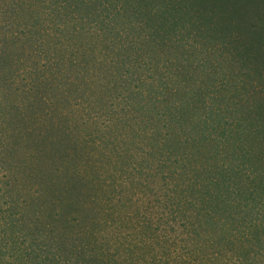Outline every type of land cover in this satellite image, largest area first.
<instances>
[{
	"label": "rangeland",
	"instance_id": "374dc122",
	"mask_svg": "<svg viewBox=\"0 0 264 264\" xmlns=\"http://www.w3.org/2000/svg\"><path fill=\"white\" fill-rule=\"evenodd\" d=\"M0 132L69 264H264V0H0Z\"/></svg>",
	"mask_w": 264,
	"mask_h": 264
},
{
	"label": "trees",
	"instance_id": "16d2710c",
	"mask_svg": "<svg viewBox=\"0 0 264 264\" xmlns=\"http://www.w3.org/2000/svg\"><path fill=\"white\" fill-rule=\"evenodd\" d=\"M131 91V98L142 96L139 89ZM2 169L0 168V183L6 185L2 179L7 178V174ZM7 193L8 190L4 191L0 186V264H69L61 254L55 255L45 244H35L32 238L29 239L28 233H24L22 226H19L16 216L20 215V212L15 209L17 205L11 193ZM40 233L37 234L39 237L42 235ZM83 262L88 264L89 260ZM83 262L76 261L74 264Z\"/></svg>",
	"mask_w": 264,
	"mask_h": 264
}]
</instances>
